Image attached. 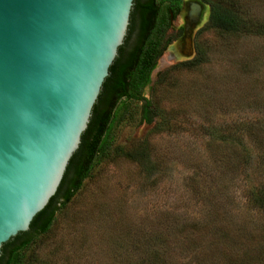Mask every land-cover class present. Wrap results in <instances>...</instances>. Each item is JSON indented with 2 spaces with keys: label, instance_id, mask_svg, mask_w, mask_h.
Here are the masks:
<instances>
[{
  "label": "rangeland",
  "instance_id": "obj_1",
  "mask_svg": "<svg viewBox=\"0 0 264 264\" xmlns=\"http://www.w3.org/2000/svg\"><path fill=\"white\" fill-rule=\"evenodd\" d=\"M191 1L205 11L188 34ZM235 1L264 26V0ZM206 12L167 10L140 94L150 120L143 100H121L107 150L23 264H264V212L249 202L264 186V32L204 28Z\"/></svg>",
  "mask_w": 264,
  "mask_h": 264
},
{
  "label": "water",
  "instance_id": "obj_2",
  "mask_svg": "<svg viewBox=\"0 0 264 264\" xmlns=\"http://www.w3.org/2000/svg\"><path fill=\"white\" fill-rule=\"evenodd\" d=\"M133 1L0 0V254L55 195ZM204 11L187 4L188 34Z\"/></svg>",
  "mask_w": 264,
  "mask_h": 264
},
{
  "label": "trees",
  "instance_id": "obj_3",
  "mask_svg": "<svg viewBox=\"0 0 264 264\" xmlns=\"http://www.w3.org/2000/svg\"><path fill=\"white\" fill-rule=\"evenodd\" d=\"M184 0H134L129 17L127 33L117 56L109 68L102 90L92 109L87 129L81 136L79 148L71 157L61 183L46 207L32 219L29 230L19 233L1 247L0 264H23L22 251L40 234L45 233L63 208L80 189L82 181L92 170L95 159L108 147V136L121 100H143V118L150 120V102L140 95L150 82L151 72L161 54L164 32L169 24L167 10L177 11ZM206 6L204 28H211L228 35L243 32H264L261 24H248L235 0H201ZM165 4V5H164ZM164 6V11H163ZM254 29V30H253ZM196 60L180 63L189 66ZM255 188L254 198L249 202L256 211L264 212V186ZM253 196V195H252Z\"/></svg>",
  "mask_w": 264,
  "mask_h": 264
}]
</instances>
